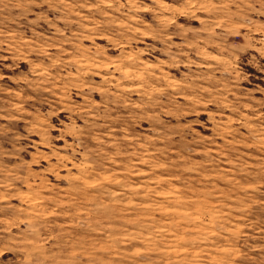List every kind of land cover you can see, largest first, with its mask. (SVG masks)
I'll return each mask as SVG.
<instances>
[{
    "label": "rangeland",
    "instance_id": "obj_1",
    "mask_svg": "<svg viewBox=\"0 0 264 264\" xmlns=\"http://www.w3.org/2000/svg\"><path fill=\"white\" fill-rule=\"evenodd\" d=\"M0 264H264V0H0Z\"/></svg>",
    "mask_w": 264,
    "mask_h": 264
}]
</instances>
